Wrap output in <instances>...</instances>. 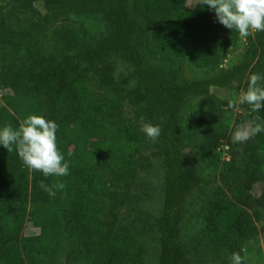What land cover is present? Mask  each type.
<instances>
[{
	"label": "trees",
	"instance_id": "1",
	"mask_svg": "<svg viewBox=\"0 0 264 264\" xmlns=\"http://www.w3.org/2000/svg\"><path fill=\"white\" fill-rule=\"evenodd\" d=\"M8 2V10L0 9V87L19 102L18 108L11 104L13 113L0 109V129L9 124L18 128L29 115L51 119L60 126L58 149L74 165L67 176L45 178L39 171H29L15 150L9 153L0 145V264H59L60 258L63 264H145L142 248L126 238L105 240L108 228L97 226L110 192L107 166L104 156L95 159L83 147L101 131L131 145L130 120L122 101L136 106L150 98L165 115L163 149L153 153L164 168L165 184L162 213L153 218L159 233L158 264H191L181 223L188 195L205 180L186 151L179 116L190 97L206 95L212 88L246 90L251 74H264V32H253L235 65L222 69V57L236 51L238 32L227 28L221 37L214 10L200 0L193 9L188 0ZM36 4L45 11L40 20L17 17L20 7ZM81 15L102 16L107 36L80 49V38L62 28L54 50L46 54L43 40L49 28ZM140 42L146 43L148 55L141 56L136 49ZM157 62L172 64L182 76L188 65L212 74L167 85L153 72ZM242 108L250 126L264 124V108L253 112L246 103ZM70 147L80 151L78 160L66 154ZM230 154L218 181L241 206L211 202L206 206V234L211 248L228 247L232 254L257 233L249 210L260 211L264 218V131ZM42 180L49 186L59 180L65 188L56 191V197L49 196L39 186ZM258 183L263 189L256 198L251 190ZM29 219L39 222L38 237L22 235Z\"/></svg>",
	"mask_w": 264,
	"mask_h": 264
},
{
	"label": "rangeland",
	"instance_id": "2",
	"mask_svg": "<svg viewBox=\"0 0 264 264\" xmlns=\"http://www.w3.org/2000/svg\"><path fill=\"white\" fill-rule=\"evenodd\" d=\"M8 1L0 0V9L8 10L11 7ZM197 2L198 0H188L187 4L193 9ZM44 14L43 7L36 4L33 7H20L17 17L37 22ZM62 28L74 32L80 38V49L97 45L108 33V25L100 15L71 16L47 31L48 35L43 40L46 54L54 50L56 34ZM226 31L227 28L221 24L220 36L224 37ZM236 35L235 53L224 55L219 68H231L239 55L246 50V43L251 35L247 37ZM136 49L141 56L148 55L146 43H137ZM153 72L167 85H180L183 77L193 81L212 74V71L207 72L188 65L185 76H182L175 66L166 62L154 64ZM239 93L236 86L212 88L206 95L187 99L179 116L186 151L192 155L199 175L205 180L203 185L188 195L181 223L182 239L191 264H230L231 254L228 247L219 249L210 247L206 234V206L211 202L241 206L235 196L218 181L220 167L230 159L232 148H240L244 143L233 142L234 133L250 127L249 115L238 102ZM229 101H237L233 109H228ZM18 102L19 99L9 90L0 87V109L6 108L13 113L10 106L14 104L18 108ZM72 106L76 108L73 102ZM122 106L125 116L130 120L133 140L131 145L124 143L119 137L115 140L106 131H101L83 147L95 159L104 156L103 160L107 166L104 168L105 172L107 171L105 180L110 192L105 194L103 219L97 222V226L108 228V234L104 233L105 240L120 237L131 240L133 245L145 251L143 254L145 264H158L159 233L153 218L162 213L165 184L164 168L161 162L153 157V153L163 149L165 115L154 98L136 106L123 100ZM143 123H151L161 128L157 142H150L141 131ZM69 152L75 159L80 158V151L75 148L66 149L67 155ZM67 163L71 172L73 170L71 165L74 164L69 160ZM262 189L263 184L258 183L252 188L251 194L258 198ZM100 205L98 202V208ZM109 208L112 209V213ZM249 213L257 233L242 243L239 253L244 258V264H264V218L260 211L249 210ZM40 233L39 222L29 219L22 235L31 238L38 237ZM73 247H78V244ZM59 264H63V259H59Z\"/></svg>",
	"mask_w": 264,
	"mask_h": 264
},
{
	"label": "clouds",
	"instance_id": "3",
	"mask_svg": "<svg viewBox=\"0 0 264 264\" xmlns=\"http://www.w3.org/2000/svg\"><path fill=\"white\" fill-rule=\"evenodd\" d=\"M200 3L214 10L219 23L236 30L241 37L264 32V0H200ZM238 102L248 104L253 112L264 108V74L253 73L248 77L247 89L240 91ZM236 103L229 101L228 109H233ZM59 127L51 119L29 115L19 123L18 128L9 124L0 129V145L9 153L15 150L29 171H39L45 178L67 176L69 164L57 144ZM141 131L152 143L157 142L161 135V128L151 123H143ZM262 131L264 124L253 122L249 128L237 130L233 142H245ZM39 186L49 196H55L56 191L65 188V184L59 180L51 186L42 180ZM230 264H244V258L240 253L233 252Z\"/></svg>",
	"mask_w": 264,
	"mask_h": 264
}]
</instances>
